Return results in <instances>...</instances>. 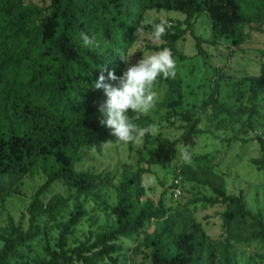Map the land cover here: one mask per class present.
I'll list each match as a JSON object with an SVG mask.
<instances>
[{
	"label": "trees",
	"instance_id": "1",
	"mask_svg": "<svg viewBox=\"0 0 264 264\" xmlns=\"http://www.w3.org/2000/svg\"><path fill=\"white\" fill-rule=\"evenodd\" d=\"M163 10L181 13L184 29L159 21L141 24L147 12ZM201 13L209 16L214 35L236 47L244 41L246 22L264 25V0H50L44 14L23 10L21 0H0V176L39 174L44 179L28 204L27 228L12 218L0 228V264L22 259L19 250L37 236L40 217L56 222L72 195L96 197L99 187L111 184L110 174L77 169L81 151L99 150L124 139L132 152L135 131L147 129L149 119L138 116L121 95L127 53L139 30L163 42L152 47L153 51L171 53L163 73L144 85L140 103L149 100L158 81L165 87L159 107L172 112L184 110L185 87L173 72L174 56L178 55L177 43L186 34L197 48L203 42L195 36L192 25L195 15ZM131 72L143 78L149 74L148 70ZM248 84L253 99L264 94V48L259 75L250 78ZM212 87L217 89L218 81ZM190 107L201 113L211 109L214 119L223 116L233 120L247 111L231 112L216 104L213 90ZM247 112L250 119L255 106ZM183 118L188 123L181 137L184 143L204 134L197 129V120L188 114ZM250 126L248 122L246 127ZM257 142L261 157L255 163L264 169V141L257 138ZM179 144L168 139L156 141L142 160L148 166L165 167L175 159ZM148 172L139 166L136 171L121 172L116 202L109 209L112 226L68 248V236L85 216L79 203L69 219L59 224L55 250L46 248L48 258L32 264H125L137 247L148 251L151 264H235L226 240L210 244L195 228L175 233L164 195L155 201L146 197L142 176ZM202 184L214 197L192 203L223 206L220 217L224 228L248 219L253 228L247 240L264 244L262 216L245 208L242 191L227 195L211 182ZM56 185L64 192L51 193ZM153 222L161 224L146 233ZM140 235L143 237L138 242Z\"/></svg>",
	"mask_w": 264,
	"mask_h": 264
},
{
	"label": "rangeland",
	"instance_id": "2",
	"mask_svg": "<svg viewBox=\"0 0 264 264\" xmlns=\"http://www.w3.org/2000/svg\"><path fill=\"white\" fill-rule=\"evenodd\" d=\"M49 5L50 0H21V8L25 11L34 10L44 14ZM184 19L181 13L163 10L147 12L141 24L159 21L184 29ZM192 25L195 36L203 42L197 48L194 40L186 34L177 43L178 55L174 56L173 72L180 77L185 87L184 110L172 112L159 107L165 87L158 81L151 88L149 100L140 103L144 85L163 73L162 67L171 53L153 51L152 47H160L163 42L139 30L137 40L127 53L121 95L138 116L149 119L147 129L143 132L135 131L132 152L128 151L124 139L103 145L99 150L81 151L77 169L88 173L110 174L111 184L99 187L96 197L72 195L56 222H51L44 215L40 217L36 224L37 236L19 250L22 259H15L11 264L45 261L48 258L46 248L55 250L59 224L69 219L79 203L82 204L85 216L68 236V248L85 243L91 234L112 226L114 220L109 209L116 202L120 174L125 169L136 171L138 166L149 169L142 176L146 197L155 201L161 194L164 195V205L175 223V233L181 229L189 231L195 228L210 244L226 240L232 248L235 264H264V244L247 240L253 228L251 221L245 219L244 223L232 222L224 228L220 217L224 211L223 206L192 203L202 197H214L211 190L202 184L204 181L211 182L227 195H237L242 191L245 208L252 214H260L264 222V169L255 163L261 157L257 138L264 141V94L253 99L248 84L250 78L259 75L264 48V25L246 22L243 25L244 41L236 47L231 46L226 38L214 35L206 13L195 15ZM131 69L140 73L148 70L149 74L145 78L135 76ZM215 81H218L217 89L212 87ZM211 90L216 92V104L227 110L248 111L255 106V112L250 115V119L247 111L241 117L237 114L233 120L224 119L223 116L214 119L211 109L201 113L190 107L192 103L199 104L204 93ZM185 114L191 120H197V129L204 131V134L188 143L181 140L187 132L188 123L183 118ZM248 122L250 127H246ZM161 139L180 141L175 159L165 167L146 165L142 160L145 152ZM178 178L181 195L178 199H172L169 196L170 186ZM43 181L39 174L28 177L0 176V228L8 218H12L24 230L27 228L28 204ZM63 192L56 185L51 193ZM160 224L151 223L146 233H151ZM142 237L140 235L137 241H141ZM147 255V250L137 247L134 256L128 258L125 264H151Z\"/></svg>",
	"mask_w": 264,
	"mask_h": 264
},
{
	"label": "built area",
	"instance_id": "3",
	"mask_svg": "<svg viewBox=\"0 0 264 264\" xmlns=\"http://www.w3.org/2000/svg\"><path fill=\"white\" fill-rule=\"evenodd\" d=\"M173 188H171L170 195L172 196L173 199H178L181 195V183L180 179L174 181Z\"/></svg>",
	"mask_w": 264,
	"mask_h": 264
}]
</instances>
